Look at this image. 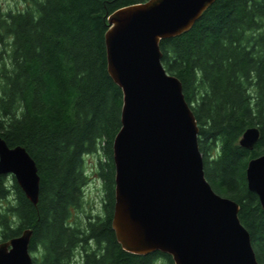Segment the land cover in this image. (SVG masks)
<instances>
[{"label":"trees","instance_id":"obj_1","mask_svg":"<svg viewBox=\"0 0 264 264\" xmlns=\"http://www.w3.org/2000/svg\"><path fill=\"white\" fill-rule=\"evenodd\" d=\"M146 1L25 0L22 9L0 7V135L11 147H25L40 175L34 204L13 175L0 174V242L32 229L33 264H175L161 251L124 250L112 227L123 92L108 72L105 34L113 12ZM160 47L196 117L206 178L239 203L264 264V209L246 177L248 162L264 154V0H216L189 31ZM251 126L260 137L248 149L240 139ZM91 154L99 155L103 213L73 222L85 200Z\"/></svg>","mask_w":264,"mask_h":264},{"label":"water","instance_id":"obj_2","mask_svg":"<svg viewBox=\"0 0 264 264\" xmlns=\"http://www.w3.org/2000/svg\"><path fill=\"white\" fill-rule=\"evenodd\" d=\"M216 0H147L108 17L107 68L123 92L121 128L113 142L112 227L123 249L161 251L175 264H260L240 205L207 180L199 126L181 80L162 63L161 41L189 31ZM260 131L247 128L253 149ZM0 174L13 175L37 204L40 175L23 146L0 135ZM248 188L264 209V154L248 162ZM32 229L0 242V264H33Z\"/></svg>","mask_w":264,"mask_h":264},{"label":"rangeland","instance_id":"obj_3","mask_svg":"<svg viewBox=\"0 0 264 264\" xmlns=\"http://www.w3.org/2000/svg\"><path fill=\"white\" fill-rule=\"evenodd\" d=\"M25 0H0V7L8 11L11 7L14 10L25 7ZM99 155L91 154L86 157V170L90 180L85 187V200L80 209L73 210L72 220L86 222L88 216H96L103 213V186L102 180L96 174ZM80 257V256H79Z\"/></svg>","mask_w":264,"mask_h":264},{"label":"flooded vegetation","instance_id":"obj_4","mask_svg":"<svg viewBox=\"0 0 264 264\" xmlns=\"http://www.w3.org/2000/svg\"><path fill=\"white\" fill-rule=\"evenodd\" d=\"M10 10H12V8H11V7L9 8V11H10ZM13 10H14V9H13Z\"/></svg>","mask_w":264,"mask_h":264}]
</instances>
